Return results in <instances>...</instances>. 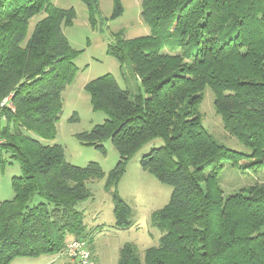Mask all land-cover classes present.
I'll return each instance as SVG.
<instances>
[{"label":"trees","instance_id":"1","mask_svg":"<svg viewBox=\"0 0 264 264\" xmlns=\"http://www.w3.org/2000/svg\"><path fill=\"white\" fill-rule=\"evenodd\" d=\"M81 1L94 27L99 2ZM121 13L114 0L111 18ZM140 15L150 34L117 32L106 49L120 68L130 65L138 92L110 75L89 81L91 109L106 119L76 136L102 153L109 141L118 154L104 191L122 229L131 210L118 181L145 144L163 141L140 159L171 188L150 217L158 244L142 253L125 244L117 264H264V180L226 197L218 181L228 162L264 170V0H141ZM74 19L72 8L50 0H0V103L8 99L0 108V170L13 162L22 172L10 180L13 198L0 202V264L57 256L68 238L88 242L92 231L77 206L91 198L87 183L102 179V169L73 166L61 146L42 143L53 140L62 93L77 73L80 51L63 34ZM206 88L223 130L246 152L225 148L202 126Z\"/></svg>","mask_w":264,"mask_h":264},{"label":"rangeland","instance_id":"2","mask_svg":"<svg viewBox=\"0 0 264 264\" xmlns=\"http://www.w3.org/2000/svg\"><path fill=\"white\" fill-rule=\"evenodd\" d=\"M61 9L72 8L75 19L70 27L63 29L70 47L80 51L74 64L77 73L70 86L62 93V111L55 125L53 140H42L45 145H59L63 148L65 160L77 167H85L96 163L104 176L100 180L87 183L91 198L80 203L77 208L83 212L84 222L92 229L88 237L87 247L96 264H117L118 252L125 244H133L142 253L148 247L158 244L159 232L152 227V212L162 208L168 201L171 188L161 184L150 173L140 167V159L152 148L163 145L161 139H154L135 154L126 164L125 171L117 184L120 199L131 210V225L128 228H117L113 216V204L109 193L104 191V184L111 170L118 161V154L109 141L103 142L104 153L92 146L81 144L76 136L90 131L94 126L102 124L106 117L101 111H92L89 95L84 86L91 80L110 75L122 89L134 95L139 84L129 64L122 68L118 62L107 55V45L112 42L113 35L122 32L126 39L147 36L150 29L141 18V0H119L122 13L112 19L114 0H98L99 13L95 16L94 27L88 19V12L81 0H50ZM43 14L31 19L28 34ZM201 124L204 129L225 148L244 153L246 149L234 137L223 130L220 117L213 108V96L209 89L203 92L199 106ZM76 120L71 121L73 114ZM3 119V118H2ZM22 174L16 163L7 164L0 170V202L13 198L10 180ZM264 180V170L250 171L234 168L230 162L225 163L219 173V186L223 196L239 192ZM67 259L57 256H43L26 259V264H64ZM16 263V262H15Z\"/></svg>","mask_w":264,"mask_h":264},{"label":"built area","instance_id":"3","mask_svg":"<svg viewBox=\"0 0 264 264\" xmlns=\"http://www.w3.org/2000/svg\"><path fill=\"white\" fill-rule=\"evenodd\" d=\"M8 104V99L0 103V108ZM67 259L71 264H96L87 247V243L82 239L68 238L62 253L57 255Z\"/></svg>","mask_w":264,"mask_h":264},{"label":"crops","instance_id":"4","mask_svg":"<svg viewBox=\"0 0 264 264\" xmlns=\"http://www.w3.org/2000/svg\"><path fill=\"white\" fill-rule=\"evenodd\" d=\"M24 260H26V259L16 260V261H14L12 264H26V263H24ZM29 260H31V259H29ZM15 262H16V263H15Z\"/></svg>","mask_w":264,"mask_h":264}]
</instances>
